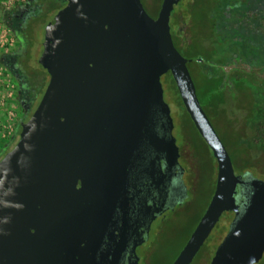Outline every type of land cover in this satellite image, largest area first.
Segmentation results:
<instances>
[{
  "label": "water",
  "instance_id": "1",
  "mask_svg": "<svg viewBox=\"0 0 264 264\" xmlns=\"http://www.w3.org/2000/svg\"><path fill=\"white\" fill-rule=\"evenodd\" d=\"M64 1L44 29L38 60L48 84L0 160V264L120 262L124 246L110 248L108 224L142 144L164 150L153 116L160 109L173 125L164 100L168 90L175 94L170 74L217 168L209 206L172 264H191L228 209L231 220L217 235L210 264H258L264 180L236 174L199 101L189 59L170 30L179 0H163L156 19L141 0ZM245 186L251 191L238 216Z\"/></svg>",
  "mask_w": 264,
  "mask_h": 264
},
{
  "label": "flooded vegetation",
  "instance_id": "2",
  "mask_svg": "<svg viewBox=\"0 0 264 264\" xmlns=\"http://www.w3.org/2000/svg\"><path fill=\"white\" fill-rule=\"evenodd\" d=\"M30 1L26 0L25 3L17 5L11 12L0 13L1 21L15 37V44L11 49L0 51V64L12 77L15 88L12 97L14 102L22 106L25 114L27 113L26 120L22 121L21 125L28 120L30 114L29 107L24 104L29 98L24 81L18 75L19 69L15 66L16 59L13 55L20 53L24 45L22 13L30 8ZM56 1L57 5L66 4L64 0ZM226 11L228 21L220 30L223 41L216 49L219 57L227 62L222 68L227 73L242 69L264 77V0H249L245 5L229 7ZM177 30L182 35V29L177 27ZM205 43L208 44V41ZM231 112L235 117L236 114ZM164 115L160 109H156L153 116L154 121L158 120L155 122V129L164 150L160 149V144L146 142L142 144L138 160L125 177L123 204L112 213L108 224L107 241L110 248L116 247L115 245L124 246L118 264H140L144 258L138 252L148 245L151 236L160 234L169 217L175 216L183 206H186L190 197L197 200L200 196L196 170L189 165L187 170L186 162L181 156L174 159L170 155L173 145L171 137L174 138L175 126L174 121L172 120L173 125H170ZM214 169L217 183L215 160ZM248 178L256 177L249 175ZM174 184H178V187H174ZM250 191L249 186L243 188L244 197L239 206L238 216L245 207L246 196ZM145 259L147 262L146 257Z\"/></svg>",
  "mask_w": 264,
  "mask_h": 264
},
{
  "label": "trees",
  "instance_id": "3",
  "mask_svg": "<svg viewBox=\"0 0 264 264\" xmlns=\"http://www.w3.org/2000/svg\"><path fill=\"white\" fill-rule=\"evenodd\" d=\"M30 2V8L22 13L21 25L24 34V45L20 53L13 55L16 59L15 66L19 69L18 75L24 81L29 98L24 103L30 109L28 119L38 106L49 79L47 72L44 75L30 69L32 64L36 63L34 55L38 43L35 38L30 39L28 37V32L34 34L35 29L42 23L46 12H53L64 7V5H57L56 0H31ZM162 2L163 0H160L157 3L156 13L153 15H150L145 5H143L147 13L156 19ZM248 2L249 0H188L186 3L187 9L174 14L176 6L181 3V0H179L173 7L170 17L175 18V25H172L173 29L175 28L172 30L174 34L171 31L174 45L185 58L189 59L188 68L192 78L190 66L194 65L193 67L197 68V75L200 77L201 84L195 81L194 83L205 113L211 123V118H220L226 123L231 138L221 140L225 146L228 144L226 148L233 161L236 174L243 177L249 175L257 177L258 173L261 174L264 171V77H259L255 73H248L242 69L233 70L229 73L225 72L222 66L227 65V62L219 57L216 50L223 41L220 30L228 21L227 8L245 5ZM177 27L182 29V35ZM205 41H208V44ZM169 77L177 98L175 103L177 113H180L178 118L183 134H188L193 129L200 137L183 105L171 74ZM231 111L236 114L235 117ZM219 137L221 138L220 135ZM18 138L19 134L16 141H13L14 146L18 142ZM13 148L10 144L7 145L6 149L3 150L4 154L0 156V160ZM208 202L195 227L203 216ZM214 239L215 241L218 240L217 235ZM208 241L213 243V239H208ZM209 243L207 246L204 245L198 255L205 252L211 244ZM259 264L264 263L261 260Z\"/></svg>",
  "mask_w": 264,
  "mask_h": 264
},
{
  "label": "rangeland",
  "instance_id": "4",
  "mask_svg": "<svg viewBox=\"0 0 264 264\" xmlns=\"http://www.w3.org/2000/svg\"><path fill=\"white\" fill-rule=\"evenodd\" d=\"M145 5V8L149 12L150 15L156 13V5L160 0H141ZM188 0H181V3L176 6L174 10V14L183 9H187L186 3ZM59 10L53 12H46L42 23L39 25L37 29H35L34 34L28 32V37L30 39L37 40L38 46L36 47V53L34 55V60L36 63L32 64L30 69L40 72L41 74L46 75V71L44 68L38 63L39 57L43 51V40H44V29L47 23L56 15ZM187 11V10H186ZM175 22V18L170 17L169 23L171 31L174 30L172 25ZM174 34V31H172ZM199 61H201L199 59ZM156 63L158 64L159 69L161 68L159 57L156 56ZM1 66V64H0ZM194 66V65H193ZM190 66L192 71L193 79L196 83L201 84L200 77L197 75V68ZM5 71V69L3 68ZM6 74H9L5 71ZM10 78L12 79L11 75ZM167 80V75L163 74L161 76V82H165ZM49 80V79H48ZM168 88V87H167ZM169 95V97H168ZM164 95V100L170 108L171 117L174 121V139H175V147L170 151V155L173 158H179L180 156L186 162V168L188 170V165L193 168L195 174L198 176L200 193L197 200H193L192 197L188 199V204L183 206L179 212L173 216L169 217V220L166 221L165 227L163 231L157 236H151V241L146 245V247L142 250H139L144 260L140 264H171L176 259L179 251L184 247L186 240L188 239L190 233L194 229L196 222L200 214L202 213L206 203L211 197L213 188L215 186V169H214V160L212 159V155L206 145V143L197 135V133L191 129L188 134H183V130L181 125L179 124V112L177 113L176 106V95L171 94V90H168ZM42 97V96H41ZM41 99V98H40ZM242 103V102H240ZM12 113L9 118V114ZM27 114V113H26ZM26 114L24 108L16 102H14L13 98H11L6 107L0 110V122L5 123L6 126H11L12 131L5 130L6 138H0V156L3 155V150L6 149L7 145H11V148L14 147V142L18 134H20L21 122L26 120ZM213 126L215 130L219 133L222 139H230L228 134V130L226 128V123L224 120L220 118H211ZM1 133L4 130L0 129ZM8 132V133H7ZM10 132V133H9ZM19 139V138H18ZM17 139V140H18ZM226 141V140H225ZM228 144H226V147ZM194 165H197L196 167ZM257 179L264 180V171L262 173H258ZM174 187H178V184H174ZM188 194V192L186 193ZM231 220L229 215V209L225 211L219 223L214 229L209 237L210 240L213 239V243L208 241L210 244L209 247L205 250L203 254H199L191 264H210V261L214 255L216 249V242L214 237L216 235L219 236L221 234L223 226L226 221ZM206 243V246L207 244ZM150 248V249H149ZM149 249V250H148ZM149 261H148V257ZM201 256V257H200ZM147 258V262L146 259ZM261 262V261H260ZM259 262V263H260ZM262 262L264 263V256L262 258ZM258 263V264H259Z\"/></svg>",
  "mask_w": 264,
  "mask_h": 264
},
{
  "label": "built area",
  "instance_id": "5",
  "mask_svg": "<svg viewBox=\"0 0 264 264\" xmlns=\"http://www.w3.org/2000/svg\"><path fill=\"white\" fill-rule=\"evenodd\" d=\"M26 0H0V13L11 12L17 5L25 3ZM15 44V37L12 35L9 28L1 21L0 17V51L11 49ZM14 83L9 74H6L3 67L0 66V110L6 107L7 102L13 97ZM12 113L9 114V118ZM12 119V118H10ZM0 129L12 131L11 126H6L0 122ZM5 130L1 133L0 138H6ZM8 133V132H7ZM10 133V132H9Z\"/></svg>",
  "mask_w": 264,
  "mask_h": 264
}]
</instances>
